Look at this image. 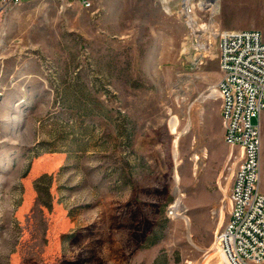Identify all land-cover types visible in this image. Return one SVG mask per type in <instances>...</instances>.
<instances>
[{"label": "rangeland", "instance_id": "obj_1", "mask_svg": "<svg viewBox=\"0 0 264 264\" xmlns=\"http://www.w3.org/2000/svg\"><path fill=\"white\" fill-rule=\"evenodd\" d=\"M82 1L0 15V264H229L219 0Z\"/></svg>", "mask_w": 264, "mask_h": 264}, {"label": "built area", "instance_id": "obj_2", "mask_svg": "<svg viewBox=\"0 0 264 264\" xmlns=\"http://www.w3.org/2000/svg\"><path fill=\"white\" fill-rule=\"evenodd\" d=\"M21 0H0V15ZM84 7L90 2L83 0ZM223 142L236 162L228 191L227 219L215 241L229 264H264V192L260 179V123L264 113V33L259 30L216 33ZM257 119V122H253Z\"/></svg>", "mask_w": 264, "mask_h": 264}, {"label": "crops", "instance_id": "obj_3", "mask_svg": "<svg viewBox=\"0 0 264 264\" xmlns=\"http://www.w3.org/2000/svg\"><path fill=\"white\" fill-rule=\"evenodd\" d=\"M32 0H21V3ZM264 7V0H219L217 30L241 31V30H260L264 33V28L260 24H252L250 27L240 28L234 21L243 17L256 21L264 20V10L258 11L257 7ZM260 190L264 192V183H260Z\"/></svg>", "mask_w": 264, "mask_h": 264}, {"label": "bare ground", "instance_id": "obj_4", "mask_svg": "<svg viewBox=\"0 0 264 264\" xmlns=\"http://www.w3.org/2000/svg\"><path fill=\"white\" fill-rule=\"evenodd\" d=\"M186 4V3H185ZM186 12H188V13H190L189 11H188V9H186ZM205 55L203 54V55H201V57H200V59H198L197 60V62H198V64H200V63H203V57H204ZM215 92L214 91H212V94H214ZM213 96V95H212ZM177 124H178V121L176 120V119H171V122H170V128H171V131H172V133H174V134H176L177 132H176V126H177ZM174 150L176 151V148H177V137L175 138V140H174ZM176 177H177V175H176ZM175 177V178H176ZM220 207H222V204L220 203ZM173 213H174V215H176V216H179L180 214H179V212H178V204H177V202L175 203V205L173 206ZM180 217H182V218H184L185 219V221L187 222V223H189V218H187L186 216H182V215H180ZM213 246L215 247V249L219 252V254L221 255V257L223 258L224 257V255H223V253L221 252V249H220V247L218 246V244L216 243V241H214L213 242Z\"/></svg>", "mask_w": 264, "mask_h": 264}]
</instances>
